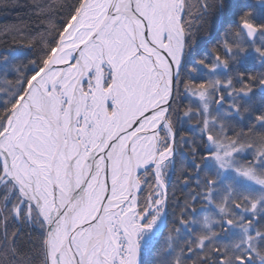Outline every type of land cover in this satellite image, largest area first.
I'll return each mask as SVG.
<instances>
[{"label":"snow or ice","instance_id":"6c2138e0","mask_svg":"<svg viewBox=\"0 0 264 264\" xmlns=\"http://www.w3.org/2000/svg\"><path fill=\"white\" fill-rule=\"evenodd\" d=\"M29 7L0 27V264H264V0Z\"/></svg>","mask_w":264,"mask_h":264},{"label":"trees","instance_id":"16d2710c","mask_svg":"<svg viewBox=\"0 0 264 264\" xmlns=\"http://www.w3.org/2000/svg\"><path fill=\"white\" fill-rule=\"evenodd\" d=\"M31 2L32 0H0V27L17 24L20 19L27 20L31 14V8L29 7ZM215 30L216 26L213 25L210 31L214 34ZM208 46L211 47V44ZM175 186V180H173L169 186L170 196L172 194V188ZM176 195H180L179 190H177Z\"/></svg>","mask_w":264,"mask_h":264},{"label":"flooded vegetation","instance_id":"af4514ba","mask_svg":"<svg viewBox=\"0 0 264 264\" xmlns=\"http://www.w3.org/2000/svg\"><path fill=\"white\" fill-rule=\"evenodd\" d=\"M254 63H256V67H255L254 69H250V71H255V72L260 71V67H259L258 62H254ZM173 180H175L174 177L171 178V180H170V182H169V186H170V184L172 183Z\"/></svg>","mask_w":264,"mask_h":264}]
</instances>
